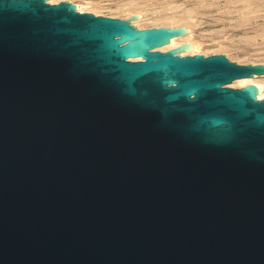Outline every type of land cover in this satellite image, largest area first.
<instances>
[{
	"label": "water",
	"instance_id": "obj_1",
	"mask_svg": "<svg viewBox=\"0 0 264 264\" xmlns=\"http://www.w3.org/2000/svg\"><path fill=\"white\" fill-rule=\"evenodd\" d=\"M187 32L0 0V264H264V98L228 86L264 64L158 50Z\"/></svg>",
	"mask_w": 264,
	"mask_h": 264
},
{
	"label": "rangeland",
	"instance_id": "obj_2",
	"mask_svg": "<svg viewBox=\"0 0 264 264\" xmlns=\"http://www.w3.org/2000/svg\"><path fill=\"white\" fill-rule=\"evenodd\" d=\"M76 1L96 7L101 13L98 15L103 16L125 18L132 11H141L143 28L188 25L193 28L194 37L208 46L210 55L228 53L233 60L226 54L228 58L238 64H264V0H247L252 3L251 7L260 9L250 13L257 17L250 21L244 18L243 12L247 1L240 0L241 3L237 0Z\"/></svg>",
	"mask_w": 264,
	"mask_h": 264
},
{
	"label": "bare ground",
	"instance_id": "obj_3",
	"mask_svg": "<svg viewBox=\"0 0 264 264\" xmlns=\"http://www.w3.org/2000/svg\"><path fill=\"white\" fill-rule=\"evenodd\" d=\"M61 1H65V0H48V2L52 3V4L59 3ZM68 1H71L74 4H76L77 9L80 12H91V13H95L96 15L101 14V13H98L99 9H97L94 6H88V5L84 4L83 2L76 1V0H68ZM234 1H236V0H234ZM237 1H239V0H237ZM240 1H247V0H240ZM85 3H87V2H85ZM244 4H247L244 8V10L245 9L246 10L243 11L244 15H245L244 18L246 20H249V21L257 18L256 16L255 17L251 16L250 13H252L254 11H258L260 9H257L258 7L256 8L254 6L251 7L250 4H252V3H249V1H247ZM125 18L132 19V23L134 25L138 26L139 28H143L140 25V21L144 18V14L141 11H138V10L132 11ZM170 18H173V17H170ZM261 18H262V16H261ZM175 20H176V18L173 19V21H175ZM168 26L173 27V28H187L189 30V32L181 34V35L176 36V37H173L167 45L159 47L158 50L165 52V51H168L170 49L179 48L180 46H182L184 44H191L194 47V49H192L191 51L181 50V51H179V53L181 55H194V54L210 55L209 51H207L208 46L205 45L204 43H202L201 41L197 40L194 37L193 28H191L190 26L185 25V24H182V25H175L174 24V25H168ZM144 28H146V27H144ZM216 54H218V53H216ZM226 54L233 60V57H231L230 54H228V53H226ZM140 59L141 58H136L135 60H140ZM249 64H259V63L253 62V63H249ZM260 64H263V63H260ZM252 84L256 85L258 88V98H260V99L264 98V75H261V76L256 75L253 77L239 78V79L234 80L229 85H230V87H233V88H242L244 86L252 85Z\"/></svg>",
	"mask_w": 264,
	"mask_h": 264
}]
</instances>
